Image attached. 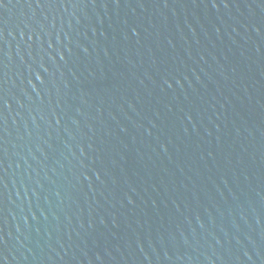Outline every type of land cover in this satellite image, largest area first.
<instances>
[{"label": "water", "instance_id": "obj_1", "mask_svg": "<svg viewBox=\"0 0 264 264\" xmlns=\"http://www.w3.org/2000/svg\"><path fill=\"white\" fill-rule=\"evenodd\" d=\"M0 264H264V0H0Z\"/></svg>", "mask_w": 264, "mask_h": 264}]
</instances>
